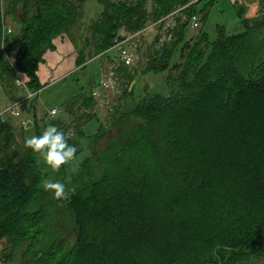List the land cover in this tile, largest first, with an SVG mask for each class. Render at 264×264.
Returning a JSON list of instances; mask_svg holds the SVG:
<instances>
[{"label": "trees", "instance_id": "obj_1", "mask_svg": "<svg viewBox=\"0 0 264 264\" xmlns=\"http://www.w3.org/2000/svg\"><path fill=\"white\" fill-rule=\"evenodd\" d=\"M88 1L0 0V112L23 93L19 72L28 75L33 94L46 86L38 71L57 48L53 40L68 38L84 69L95 56L110 57L123 31L142 30L186 5L188 21L178 19L173 40L148 56L146 70L167 72L169 93H149L119 116L114 111L112 125L120 128L114 135L102 125L95 134L86 131L95 116L92 90L81 95L87 108L75 118V138L66 118H54L78 146L75 158L84 154L77 172L62 165L56 173L68 191L60 200L44 191L43 167L18 144L10 116H0V241L20 245L13 252L25 264L264 258V16L252 21L236 9L242 30L219 26L210 41L204 30L189 38L188 25L213 0H106L87 34ZM9 17L20 27L16 35L7 33ZM118 71L134 82L128 66ZM35 124L39 135L37 118Z\"/></svg>", "mask_w": 264, "mask_h": 264}, {"label": "rangeland", "instance_id": "obj_2", "mask_svg": "<svg viewBox=\"0 0 264 264\" xmlns=\"http://www.w3.org/2000/svg\"><path fill=\"white\" fill-rule=\"evenodd\" d=\"M105 1L106 0H89L85 4V15L82 19V24L87 34H90L86 29L88 26L87 24H92L94 20L106 11ZM110 1L118 2L119 0ZM213 1L211 5L206 4V6L203 7L202 13H197L200 18V26L197 29L192 28L191 23L188 25L190 27L188 31L189 38H197L199 32L204 30L208 33L210 41H214L218 37L219 26H224L227 33L241 31L242 25L240 22L242 19L238 15V9L243 8L246 12V17L251 18L252 21L264 16V0ZM186 7V5L178 6L175 11L169 14L167 16L168 22L165 23V27L162 26V23L153 21L143 27L142 30H145L141 33L142 35L124 44V47L134 54V63L128 66L131 75L135 76L133 83L130 82L128 76L124 74L126 71H118L119 67L122 66L127 68V65L121 61L118 52L120 49L116 46L117 48L113 49L110 57H106L102 54L95 56L94 59L87 62V66L84 69L82 65L77 66V54L74 52V56L67 66L71 68L69 72L64 73L62 69L60 72L50 73L49 82L42 90L36 93L38 94L36 97H29V94L23 90V93H20L19 98L16 99L22 101L17 108V110L20 111V115L15 117L10 115L13 126L16 129L18 144L22 149L24 148L26 137L38 135L35 124V114L39 120V129L41 133L45 128V126L43 127L42 123H40L42 119L46 117L47 124H52L54 118L49 115V110L51 108H56L58 110L57 117L66 118V125H70L69 130L70 128L72 130L70 136L75 138V135H73L75 118L80 117L82 114H80V111L86 110L87 108L84 106L86 103L84 98H81V95H89L91 90L93 92L95 90L99 91V96L96 97V100L93 102V107L89 111L95 115L94 119L86 128L89 135L97 133L101 125L105 126L109 135L119 133L120 128L112 125L114 122L112 120L114 111H117V116H119L122 111L134 106L135 102L142 101L149 93L168 94L169 90L166 81L167 72L157 74L149 73V71L146 70L149 60L148 56L155 53V51L160 53L162 50L161 46L165 42L173 40V30H175L178 19H181L184 23L188 21ZM18 18H20L19 15ZM14 22L17 23V20H15L14 17H9L7 19V29H11V34L16 35L20 31V27L18 24H14ZM140 31L141 30L129 33L135 34ZM117 41H119V39ZM9 59L13 64H16L15 58ZM19 74H24L26 79L29 78L26 73L19 72ZM107 79L110 85L108 88H103L101 86L102 81L106 82ZM44 80L47 82V78ZM131 86H133V89ZM125 90H133L134 93L131 95H124ZM74 96H78L77 101L75 103L70 102L71 105H69V101ZM102 145H106V139L102 142ZM36 155L39 164L43 167L41 170L44 172L45 178L47 179L50 177L54 181L57 180L55 175L58 171L53 172L50 167L43 162L39 154L36 153ZM83 159L84 154L69 162L68 166L70 167V173H75L79 170ZM13 246L15 245L8 242L6 238L0 241V264H25L22 254L16 251L20 245L15 246L17 249L14 252ZM10 253H12V255L9 256ZM240 264H264V258L248 257L245 258L244 261L242 260Z\"/></svg>", "mask_w": 264, "mask_h": 264}, {"label": "clouds", "instance_id": "obj_3", "mask_svg": "<svg viewBox=\"0 0 264 264\" xmlns=\"http://www.w3.org/2000/svg\"><path fill=\"white\" fill-rule=\"evenodd\" d=\"M53 43H55V40H53ZM49 115L56 118L58 115L57 109L51 108ZM24 143L26 147L38 153L43 162L53 172L59 171L62 165L67 166L79 151L78 146L70 144L67 134L55 124H47L41 134L26 137ZM42 186L44 191L53 194L54 199L67 198L66 184L59 180L54 181L49 177L43 180Z\"/></svg>", "mask_w": 264, "mask_h": 264}, {"label": "built area", "instance_id": "obj_4", "mask_svg": "<svg viewBox=\"0 0 264 264\" xmlns=\"http://www.w3.org/2000/svg\"><path fill=\"white\" fill-rule=\"evenodd\" d=\"M195 0H193L194 2ZM170 18V17H169ZM168 18L165 17L163 19H161L160 21H158L159 23H167ZM189 22L191 23L192 25V28H198L200 26V18L197 14H194L192 15L190 18H189ZM145 30V29H144ZM144 30H141L140 32H137L135 34H130L126 31H123L121 33V36L123 37L122 39H119V41H117V43L115 44V46L112 48H117L119 47V55H120V58H121V61L127 65V66H130L134 63V54L127 48L124 47V44L126 42H129L131 40H135L139 35H142L141 33L144 31ZM7 33L8 34H11V29H7ZM117 46V47H116ZM129 60H130V63H129ZM29 79V78H28ZM26 79V77L24 76V74H18V77L16 79V84L17 86L21 89V90H25L29 95V97H33L35 94H33L30 90H29V80ZM110 82L108 81V79L106 80V82H103L102 81V84L101 86L104 88H108V86L110 85L109 84ZM93 95L95 97H98L99 96V91H94L93 92ZM22 103L21 100H17L15 101L12 105L10 106H7L4 110H2L0 112V116H3V115H6V116H10L12 115L13 117L15 116H19L20 115V111L17 110V108L20 106V104ZM58 111V110H57Z\"/></svg>", "mask_w": 264, "mask_h": 264}, {"label": "crops", "instance_id": "obj_5", "mask_svg": "<svg viewBox=\"0 0 264 264\" xmlns=\"http://www.w3.org/2000/svg\"><path fill=\"white\" fill-rule=\"evenodd\" d=\"M56 50H49L45 54L44 62L40 63L38 76L41 84L46 85L50 80V73L60 72L63 69L64 73L69 72L71 68L67 66L70 64L74 56L75 48L68 38L59 37L55 40ZM75 58V57H74ZM47 78V82L44 79Z\"/></svg>", "mask_w": 264, "mask_h": 264}, {"label": "bare ground", "instance_id": "obj_6", "mask_svg": "<svg viewBox=\"0 0 264 264\" xmlns=\"http://www.w3.org/2000/svg\"><path fill=\"white\" fill-rule=\"evenodd\" d=\"M247 23V22H246ZM227 162V161H226ZM233 162V161H232ZM225 167V166H224ZM214 176V175H213ZM251 190V189H250ZM243 193V192H242ZM250 200V199H249ZM21 201V200H20Z\"/></svg>", "mask_w": 264, "mask_h": 264}, {"label": "water", "instance_id": "obj_7", "mask_svg": "<svg viewBox=\"0 0 264 264\" xmlns=\"http://www.w3.org/2000/svg\"><path fill=\"white\" fill-rule=\"evenodd\" d=\"M35 118H37V115L35 114Z\"/></svg>", "mask_w": 264, "mask_h": 264}]
</instances>
